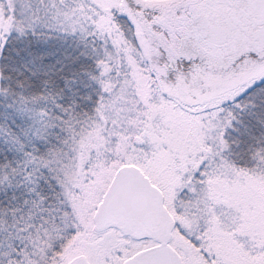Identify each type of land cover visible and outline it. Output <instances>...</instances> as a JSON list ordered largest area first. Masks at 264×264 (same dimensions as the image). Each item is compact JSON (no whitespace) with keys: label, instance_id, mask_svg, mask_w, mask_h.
<instances>
[{"label":"snow or ice","instance_id":"snow-or-ice-1","mask_svg":"<svg viewBox=\"0 0 264 264\" xmlns=\"http://www.w3.org/2000/svg\"><path fill=\"white\" fill-rule=\"evenodd\" d=\"M0 264H264V0H0Z\"/></svg>","mask_w":264,"mask_h":264}]
</instances>
